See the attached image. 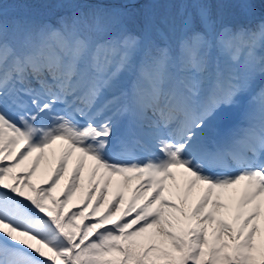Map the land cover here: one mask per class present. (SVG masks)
Listing matches in <instances>:
<instances>
[{
	"label": "snow or ice",
	"instance_id": "6c2138e0",
	"mask_svg": "<svg viewBox=\"0 0 264 264\" xmlns=\"http://www.w3.org/2000/svg\"><path fill=\"white\" fill-rule=\"evenodd\" d=\"M0 264H264V0H0Z\"/></svg>",
	"mask_w": 264,
	"mask_h": 264
},
{
	"label": "bare ground",
	"instance_id": "6f19581e",
	"mask_svg": "<svg viewBox=\"0 0 264 264\" xmlns=\"http://www.w3.org/2000/svg\"><path fill=\"white\" fill-rule=\"evenodd\" d=\"M34 156H35V154H34ZM72 166H73L72 164L69 165L70 170H71ZM54 167H55L54 164L53 165H46L44 162H41L40 168L37 170L36 175L33 177L35 182L36 183H43L44 181L48 180L51 177V173H52V170L54 169ZM46 168H47V171H45ZM83 175L85 177V185H86V180H87V176H88L87 169L85 170ZM67 183H68V177L67 176L62 177L60 179L59 185L57 186L55 191L58 193L62 192V190L67 185ZM115 191H116V189L114 187H111L108 189L106 195H107V198L109 200L111 198H113V196L115 195ZM95 194H96V196H98L99 192H97ZM83 195H84V192L81 190H78L76 192V194L72 197L71 201L68 203V206H76V204L82 203ZM130 195H131L130 192H125V199L127 200L128 198H130Z\"/></svg>",
	"mask_w": 264,
	"mask_h": 264
},
{
	"label": "rangeland",
	"instance_id": "374dc122",
	"mask_svg": "<svg viewBox=\"0 0 264 264\" xmlns=\"http://www.w3.org/2000/svg\"><path fill=\"white\" fill-rule=\"evenodd\" d=\"M33 155H34V154H33ZM29 159L31 160L32 158H29ZM54 191H55V190H54ZM54 191H53V192H54ZM94 195H96V194H94ZM109 198H110V197H109ZM60 199H63V196H62V195H60ZM111 199H112V198H111ZM111 199H110V200H111ZM75 210H76V209H75Z\"/></svg>",
	"mask_w": 264,
	"mask_h": 264
}]
</instances>
